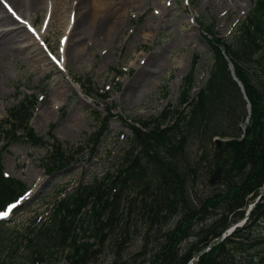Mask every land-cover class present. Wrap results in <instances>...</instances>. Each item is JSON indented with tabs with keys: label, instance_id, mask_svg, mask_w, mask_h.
I'll return each instance as SVG.
<instances>
[{
	"label": "trees",
	"instance_id": "1",
	"mask_svg": "<svg viewBox=\"0 0 264 264\" xmlns=\"http://www.w3.org/2000/svg\"><path fill=\"white\" fill-rule=\"evenodd\" d=\"M250 2L230 42L218 38L212 26L202 30L211 61L202 85L196 86L193 63L180 80L174 105L154 119L127 125L130 138L114 172L59 198L47 222L29 233L0 236V264H56L65 248V264H80L92 253L104 259L100 264H187L243 217L264 184V0ZM246 103L245 124L236 109ZM34 104L26 96L8 109V123L0 121V143L35 146L41 141L28 126ZM109 110L106 117H97L99 126L87 139L91 151L108 133ZM215 137L226 140L223 149L215 148ZM187 139L210 146L211 171L219 175V187H211L201 199L185 186H193L195 179L177 159ZM52 154L44 159L48 170L70 162L71 154L60 145ZM25 190L0 175L2 205ZM263 219L264 202L256 203L241 227L192 264H264V231L253 233ZM4 224L0 222V231ZM25 250L29 256L23 255Z\"/></svg>",
	"mask_w": 264,
	"mask_h": 264
},
{
	"label": "rangeland",
	"instance_id": "2",
	"mask_svg": "<svg viewBox=\"0 0 264 264\" xmlns=\"http://www.w3.org/2000/svg\"><path fill=\"white\" fill-rule=\"evenodd\" d=\"M105 1L115 6L117 28L110 33L108 42L92 40L90 47L89 43L84 47L81 58L66 59L64 72L58 71L60 68L52 63L50 69L41 63L34 64L27 54L26 58L21 53L8 55L0 62V121L7 124L8 109L28 96L35 102L28 126L41 139L35 146L24 143L7 146L6 140L0 143L2 179H13L27 189L14 203L16 208L22 203L23 206L10 213L0 231L2 238L12 231L27 234L31 228L46 223L59 198L78 185L114 172L125 141L130 138L127 125L154 119L168 105H174L180 80L193 63L197 87L206 79L211 61L202 30L212 26L218 38L230 42L251 4V0H137L139 3L135 0L123 12L124 8L117 5L116 0ZM47 2L49 6V0ZM75 3L76 0H67L68 15L75 13ZM1 4L4 8L6 5L0 0V11L4 12ZM46 20V13L44 15L42 9L37 11L31 31L40 32ZM59 28L52 23L44 37L49 53L58 63L63 29ZM161 50L163 55L156 58L155 54ZM47 53L44 52L46 58ZM68 79L80 86L81 95L69 89L63 96L53 97L56 80L68 83ZM54 104L59 106L57 110L52 108ZM107 107L112 117L107 123L108 133L91 151L87 139L99 126L97 117H106ZM236 111L239 120L244 118L246 124L247 106L238 105ZM170 123L168 120L167 124ZM55 145L71 154L70 162L56 164L57 168L48 170L44 159L53 155ZM209 147L187 139L180 155L177 153L182 169L189 170L195 179L193 186L190 183L185 186L192 187L200 199L211 187H219L215 184L219 182L218 173V180L209 184L215 171H211L213 151ZM263 186L259 190L262 201L257 200L260 206L264 202ZM4 207L0 203V212ZM261 231H264V223L256 225L253 233ZM68 253L65 248L62 256L55 259L56 264H65ZM23 255L29 256L28 250ZM103 260L98 253H92L80 264H100Z\"/></svg>",
	"mask_w": 264,
	"mask_h": 264
},
{
	"label": "bare ground",
	"instance_id": "3",
	"mask_svg": "<svg viewBox=\"0 0 264 264\" xmlns=\"http://www.w3.org/2000/svg\"><path fill=\"white\" fill-rule=\"evenodd\" d=\"M116 1L117 5L119 4L124 8L123 12L135 3V0ZM3 2L7 5V8L1 5L2 10H5L4 12L0 11V62L8 55L16 56L21 53L22 56L27 54L28 59L34 64L41 63L46 69H50L52 65L44 56L45 51L49 52L44 43V37L53 23L56 29L61 26L63 28L61 31V46L58 51V56H60V70L58 71L64 72L66 59L75 61L81 58V54L84 55L83 52H85L84 47L88 43L90 47L92 40L99 41V39H102V41L107 40L108 42L110 33L112 34L117 28V24H119L118 18L114 17L115 6H110V2L105 0H76L75 13L69 15L67 14V0H49V6L47 0H3ZM40 9H42L44 15L46 13L47 20L44 22L42 30L35 33L31 31V27L35 21V14ZM105 19H107V22ZM9 25H12V27L3 28ZM16 42L25 45L21 44L19 46ZM155 55L156 58H159L163 55V51L161 50ZM27 56L25 57L27 58ZM55 85H57L53 93L55 98L63 96L69 89L75 90L81 95L80 86L69 79L68 83H59L56 80ZM58 107L56 104L52 105L54 110H57Z\"/></svg>",
	"mask_w": 264,
	"mask_h": 264
},
{
	"label": "water",
	"instance_id": "4",
	"mask_svg": "<svg viewBox=\"0 0 264 264\" xmlns=\"http://www.w3.org/2000/svg\"><path fill=\"white\" fill-rule=\"evenodd\" d=\"M228 70H229V73H230V76L232 78L233 81L236 82L237 86L239 87L240 89V92L243 94L242 92V89H241V86L240 84L237 82V80L235 79L234 75H233V71H232V67L230 64H228ZM214 144H215V147L217 149H222L224 146H225V142L223 140H220V139H214ZM217 171H215L213 173V175L210 177L209 179V184H212L214 181H216L218 179L217 177ZM259 199V197L248 207L245 215H244V218L241 220L242 222H244V220L248 217L249 215V212L252 210L253 206L256 204L257 200ZM238 223L228 227L225 231H223L216 239H215V244L216 243H219L221 242L224 238H226L230 233L231 231L235 228V227H238ZM214 244H212V242L208 243V245L202 249L198 254H196L192 260H196L202 253L206 252L207 250H209Z\"/></svg>",
	"mask_w": 264,
	"mask_h": 264
},
{
	"label": "snow or ice",
	"instance_id": "5",
	"mask_svg": "<svg viewBox=\"0 0 264 264\" xmlns=\"http://www.w3.org/2000/svg\"><path fill=\"white\" fill-rule=\"evenodd\" d=\"M9 11H11V9H9ZM15 208H16V205L14 204L11 207H9L7 211L0 212V219L6 218Z\"/></svg>",
	"mask_w": 264,
	"mask_h": 264
}]
</instances>
